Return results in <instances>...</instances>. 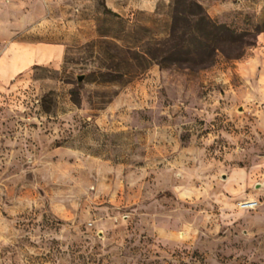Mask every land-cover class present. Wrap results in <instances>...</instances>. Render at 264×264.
I'll return each mask as SVG.
<instances>
[{
    "label": "rangeland",
    "instance_id": "rangeland-1",
    "mask_svg": "<svg viewBox=\"0 0 264 264\" xmlns=\"http://www.w3.org/2000/svg\"><path fill=\"white\" fill-rule=\"evenodd\" d=\"M193 1L210 65L163 61L189 0H0L54 53L0 79V264H264V0Z\"/></svg>",
    "mask_w": 264,
    "mask_h": 264
},
{
    "label": "trees",
    "instance_id": "trees-1",
    "mask_svg": "<svg viewBox=\"0 0 264 264\" xmlns=\"http://www.w3.org/2000/svg\"><path fill=\"white\" fill-rule=\"evenodd\" d=\"M177 4L176 12L174 15L175 28L180 29V23L178 21L185 20L189 24V31H182L177 37V42L174 44L175 48H182L186 45L188 41L190 45H193L197 49V54H193L188 57H184L180 54H172L165 56L163 61H172L174 64H180L185 61H190L192 65H210L215 59V55L220 46V43H225L227 41L225 34L231 33L228 25L224 23H217L214 21L209 14L204 10L203 6L193 0H189L190 5L196 6V10L190 11L189 16H182V10ZM262 31V30H260ZM191 34L190 38H187V34ZM233 34V32H232ZM236 56L237 58L240 57Z\"/></svg>",
    "mask_w": 264,
    "mask_h": 264
},
{
    "label": "crops",
    "instance_id": "crops-1",
    "mask_svg": "<svg viewBox=\"0 0 264 264\" xmlns=\"http://www.w3.org/2000/svg\"><path fill=\"white\" fill-rule=\"evenodd\" d=\"M58 47L55 49L57 53L62 50L61 46ZM53 56V49L46 44H23L17 53L13 52L8 56V60H5L4 56L0 59V79L8 80L22 72L27 66L35 62L50 60ZM16 61H18V67H8V62L15 63Z\"/></svg>",
    "mask_w": 264,
    "mask_h": 264
},
{
    "label": "built area",
    "instance_id": "built-area-1",
    "mask_svg": "<svg viewBox=\"0 0 264 264\" xmlns=\"http://www.w3.org/2000/svg\"><path fill=\"white\" fill-rule=\"evenodd\" d=\"M256 206V201L255 202H253V204L251 203V204H249L247 207H250V208H253V207H255Z\"/></svg>",
    "mask_w": 264,
    "mask_h": 264
},
{
    "label": "water",
    "instance_id": "water-1",
    "mask_svg": "<svg viewBox=\"0 0 264 264\" xmlns=\"http://www.w3.org/2000/svg\"><path fill=\"white\" fill-rule=\"evenodd\" d=\"M78 79H79L80 81H82V80L84 79V75H80V76L78 77Z\"/></svg>",
    "mask_w": 264,
    "mask_h": 264
}]
</instances>
